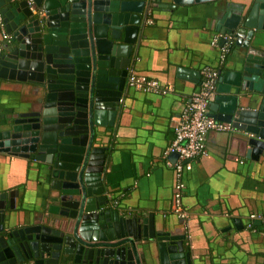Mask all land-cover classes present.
Listing matches in <instances>:
<instances>
[{"label":"water","instance_id":"obj_1","mask_svg":"<svg viewBox=\"0 0 264 264\" xmlns=\"http://www.w3.org/2000/svg\"><path fill=\"white\" fill-rule=\"evenodd\" d=\"M145 2L0 0V23L12 48L0 58V76L8 69L9 79L38 82L36 95L43 93L41 110L30 105L6 121L0 151L42 163L53 191L48 212L55 215L49 226L5 233L0 209V264H194L184 235L171 237L151 215L141 220L100 212L109 203L102 181L105 144L114 132ZM171 2L160 6L174 9L194 0ZM257 7L243 24L236 15L224 27L236 36L237 62L219 72L208 105L210 117L231 123L252 160L264 155V54L250 43L260 29Z\"/></svg>","mask_w":264,"mask_h":264},{"label":"crops","instance_id":"obj_2","mask_svg":"<svg viewBox=\"0 0 264 264\" xmlns=\"http://www.w3.org/2000/svg\"><path fill=\"white\" fill-rule=\"evenodd\" d=\"M170 3L145 2V19L132 46L128 72L156 80L161 90L148 94L125 84L114 132L105 144L102 181L109 203L100 212L117 210L127 219L141 220L151 215L171 237L184 235V249L194 264H264V155L258 160L246 156L233 127L227 133L208 132V155L194 159L191 169L181 175L182 205L188 213L182 223L171 210L177 155L167 152L177 117L200 88L202 69L216 70V96L220 75L236 65V36L225 33L224 27L236 15L243 24L255 3L259 7L254 24L260 29L254 30L250 43L264 54V1L194 0L174 9L160 6ZM3 31L0 23V40ZM214 39H218L216 46ZM221 39L228 43L224 57ZM1 42L0 58L12 50L8 40ZM114 42L121 44L122 39ZM7 71L0 76V130L32 105L31 110H36L43 95L42 91L36 95L40 83L9 79ZM43 167L35 160L0 151V211L5 233L32 225L49 226L55 216L48 212L53 191Z\"/></svg>","mask_w":264,"mask_h":264},{"label":"built area","instance_id":"obj_3","mask_svg":"<svg viewBox=\"0 0 264 264\" xmlns=\"http://www.w3.org/2000/svg\"><path fill=\"white\" fill-rule=\"evenodd\" d=\"M30 4H32L30 2ZM33 14L43 16V11L31 8ZM9 35L3 31L0 40V55L2 53V42L9 40ZM214 45L218 39H214ZM228 51V43L221 46V57ZM202 81L200 88L192 93L189 104L177 117L174 125V139L167 149L168 153H175L177 161L174 163L176 182L172 192L171 210L179 219L186 221L187 211L182 205V195L184 183L181 175L184 171L191 169V162L197 157H206L205 137L208 132L227 133L232 131V125L227 122L217 121L208 115V105L215 96L216 70L210 67L203 68L201 71ZM126 85L129 89L141 91L143 93H159L161 87L159 83L151 78L137 75L130 71L126 78ZM264 236V229L262 231Z\"/></svg>","mask_w":264,"mask_h":264},{"label":"flooded vegetation","instance_id":"obj_4","mask_svg":"<svg viewBox=\"0 0 264 264\" xmlns=\"http://www.w3.org/2000/svg\"><path fill=\"white\" fill-rule=\"evenodd\" d=\"M129 73V72H128Z\"/></svg>","mask_w":264,"mask_h":264}]
</instances>
